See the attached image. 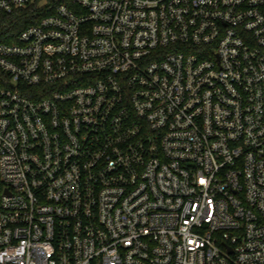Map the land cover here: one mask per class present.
Segmentation results:
<instances>
[{
	"label": "built area",
	"instance_id": "2783aa9c",
	"mask_svg": "<svg viewBox=\"0 0 264 264\" xmlns=\"http://www.w3.org/2000/svg\"><path fill=\"white\" fill-rule=\"evenodd\" d=\"M71 1L0 43V264H264V0Z\"/></svg>",
	"mask_w": 264,
	"mask_h": 264
},
{
	"label": "trees",
	"instance_id": "16d2710c",
	"mask_svg": "<svg viewBox=\"0 0 264 264\" xmlns=\"http://www.w3.org/2000/svg\"><path fill=\"white\" fill-rule=\"evenodd\" d=\"M60 3L73 5L71 0H30L12 11H0V43L17 41L19 34L30 24H35L52 14ZM0 71V77H2Z\"/></svg>",
	"mask_w": 264,
	"mask_h": 264
}]
</instances>
